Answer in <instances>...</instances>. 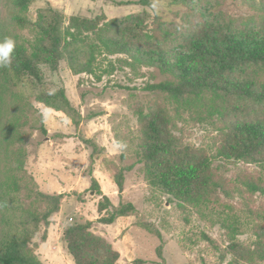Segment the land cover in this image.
I'll list each match as a JSON object with an SVG mask.
<instances>
[{"label": "trees", "instance_id": "trees-1", "mask_svg": "<svg viewBox=\"0 0 264 264\" xmlns=\"http://www.w3.org/2000/svg\"><path fill=\"white\" fill-rule=\"evenodd\" d=\"M35 1L7 0L16 48L11 66L0 68V264H44L32 241L42 226L40 238L46 240L51 217L67 195L41 191L26 169L27 141L35 130L47 133L43 117L35 125L31 100L64 113L76 131L84 120L63 85L47 88L43 68L57 73L62 64L73 75L96 82L116 69H147L143 89L150 97L132 106L138 128L135 158L145 181L169 202L223 229L221 264L226 257V264H264V174L249 169L264 170V0L248 1L253 13L244 17L222 10L224 0H159L187 12L181 22L156 21L152 28L147 9L107 20L103 13L67 16L47 3L32 20L27 11ZM154 1L137 4L148 7ZM157 75L161 79L153 81ZM188 121L216 132L211 153L184 140L179 125ZM79 138L92 149L91 158L98 159L101 149L95 141ZM231 163L242 167L227 175ZM133 167H110L118 193ZM91 183L101 195L98 222L112 224L136 212L131 202L114 205L95 178ZM235 201L249 216L246 224ZM92 224L75 221L63 229L74 264H117L119 251L93 232ZM244 225L253 236L250 242L238 239ZM204 238L215 245L213 238Z\"/></svg>", "mask_w": 264, "mask_h": 264}, {"label": "rangeland", "instance_id": "rangeland-1", "mask_svg": "<svg viewBox=\"0 0 264 264\" xmlns=\"http://www.w3.org/2000/svg\"><path fill=\"white\" fill-rule=\"evenodd\" d=\"M248 1L250 0H224L221 9L233 17L248 16L253 13L248 7ZM137 2L138 0H36L29 7L27 14L34 20L37 10L47 3L62 10L67 16L94 17L103 13L107 20L147 9L151 15L148 22L152 28L156 21L181 22V18L187 12L186 7L168 6L165 1L156 0L148 7H142ZM8 10L7 0H0V33L4 39H12L15 34L8 21ZM43 70L47 88L51 90L63 85L70 100L83 114L84 120L78 131L74 130L72 124L68 129L64 125L61 127L65 129H61L60 126L54 128V123L60 125V119L56 118L60 116L52 110H47L43 104L31 100L37 109L32 117L37 120L35 125L38 126L40 118L43 117V123L45 121L44 125L48 132L43 135L35 130L30 140L27 141L29 155L26 169L28 172H33L32 167L29 166L31 163H28L31 158L30 154L34 153L36 146L51 133L52 135L60 131L68 133L67 135L73 137L77 143L74 153L80 155L78 161L68 162L66 159L60 160L57 157L54 160H57L55 166L57 170L66 166L74 168L75 173L80 174L75 188L81 189L82 194L80 197L73 193L67 195L68 199L64 204L68 206L67 203L79 200L76 203L77 207L71 206L65 209L67 216L61 220L51 218L53 224L47 228L45 241L42 242L40 238L44 230L43 226L33 239L32 244L41 261L44 264H74L62 239V231L72 222L91 220L93 222L92 231L104 236L119 251L120 257L117 264H221L219 252L226 246L223 229L217 224L212 226L211 223L202 220L193 209L175 201L169 202L166 194L149 187L141 172L140 164L136 163L135 137L138 128L137 117L132 106L145 104L150 97V94L143 89L149 79L148 70L133 72L128 68L116 69L112 75H105L100 82L86 75H73L66 69L65 64L61 65L57 73H51L46 68ZM78 79H80L79 83ZM160 79L161 77L157 75L153 81ZM93 114L95 116H90ZM63 123L64 121L61 122ZM179 126L183 128L182 135L187 143L198 148L202 147L210 153L213 151L217 136L211 126L189 121ZM54 129L60 131L55 132ZM80 135L95 141L101 149L100 156L96 157L98 159L91 158L92 149L80 141ZM52 149V155L59 154L55 150V144ZM121 155L124 157L122 158ZM112 165L119 167L134 165L130 171L125 173L124 190L121 194L118 193L117 186L112 179L110 169ZM236 167H242V165L229 164L227 175L233 173ZM92 169L106 174V177H103L105 180H102L100 185L102 194L110 195L114 205L120 202L133 203L136 208L134 214L120 217L112 224L98 222L97 203L101 195H98L91 187ZM249 169L264 174V170H261L259 166L252 165ZM100 173L97 174L100 175ZM55 175L57 176L58 173L55 172ZM60 177L63 178V175ZM234 206L237 215L246 224L249 221L247 212L243 211L242 206L236 201ZM144 223H148L155 232L147 230ZM204 234L215 240L214 246L204 238ZM238 239L244 242H250L253 239L246 225L243 226V232L238 235ZM159 248H161V253H159ZM229 260L230 257H226L222 264L228 263Z\"/></svg>", "mask_w": 264, "mask_h": 264}, {"label": "crops", "instance_id": "crops-1", "mask_svg": "<svg viewBox=\"0 0 264 264\" xmlns=\"http://www.w3.org/2000/svg\"><path fill=\"white\" fill-rule=\"evenodd\" d=\"M45 108H47V110H52L53 112H55V114H57V116H60V117H56V118L60 119V125H58L57 123H54L53 124L54 128L60 126V128L62 129V128H64V127H61L63 125L65 126L66 129L70 128L69 125L71 124V121L64 115V113H62L61 111H55V110L48 108V107H45ZM59 114H61V115H59ZM45 115L46 114L44 113V116ZM63 121H64V123L61 124V122H63ZM56 122H57V119H56ZM44 123H45V121H44ZM50 124H51V122H50ZM58 130L59 129H54L55 132L56 131L58 132ZM67 134L68 133H65L64 131H62V132L60 131L59 133H55L53 135H52V133L47 135L44 138V140H42V142H40V144H38L36 146L37 148L34 151V153L30 154L31 158H29L28 163H31V165H29V166L32 167L33 172H35L37 175L34 174L32 171H31V173L34 176V179L36 181V184L38 185V188L43 192H46V193H66L67 195H69L71 193L80 194L82 192L81 189L78 190L75 188V185L79 181L78 176L80 177V174L75 173L74 168H68L65 166L61 170H57L56 169L57 167H55L57 160L56 161H54V160L56 157L60 158V160L66 159V161H68V162L80 160V155L79 154L76 155L74 153L75 152L74 149L76 148L77 143L74 141L73 137H71ZM54 144H55V148H56L55 150H57L59 152V154H56V156L52 155V152H53L52 146ZM42 164H44L45 166H43ZM92 171L93 172L91 174V177L95 178V180L97 181V183L100 186L102 184V180H105V178H103V177L104 176L106 177V174L104 172L100 173L98 170H95V169H93ZM55 172L58 173L57 176L55 175ZM97 173H100V175H98ZM62 175H63V178L60 177ZM100 189H101V187H100ZM72 190H74V191H72ZM104 194H106V193H104ZM67 195L62 200L59 212L56 213L55 215H53L52 216L53 218L51 217L52 219H55V218L59 219L60 218V220H61V218H65V216H67L65 213V209H69L71 206L77 207L76 203L79 202V200L76 202H71L68 200L69 202H71L70 204L67 203L68 206L66 204H64L66 199H68ZM107 196L109 197L110 195H107ZM122 217H124V216H122ZM51 224H53V221L51 222ZM62 234H63V231H62Z\"/></svg>", "mask_w": 264, "mask_h": 264}, {"label": "clouds", "instance_id": "clouds-1", "mask_svg": "<svg viewBox=\"0 0 264 264\" xmlns=\"http://www.w3.org/2000/svg\"><path fill=\"white\" fill-rule=\"evenodd\" d=\"M15 48L16 43L11 38H5L3 41H0V68L11 66Z\"/></svg>", "mask_w": 264, "mask_h": 264}]
</instances>
